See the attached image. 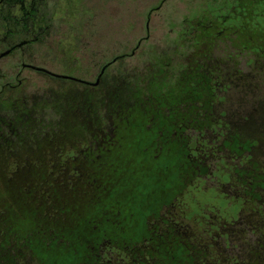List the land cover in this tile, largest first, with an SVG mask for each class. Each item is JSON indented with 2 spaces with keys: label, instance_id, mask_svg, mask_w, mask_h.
Segmentation results:
<instances>
[{
  "label": "flooded vegetation",
  "instance_id": "obj_1",
  "mask_svg": "<svg viewBox=\"0 0 264 264\" xmlns=\"http://www.w3.org/2000/svg\"><path fill=\"white\" fill-rule=\"evenodd\" d=\"M87 1L0 0V168L13 170L11 174H17L22 177L21 180H26L25 175L31 168L58 170L60 175L54 180L26 184V194L41 201L54 192L67 194L78 191L82 195H92L97 189L85 166L88 162H100L107 146L116 143L120 135L128 133L132 137L129 141L141 147L139 152H150V161L162 164L161 168H156L161 174L157 173L145 182H125L107 196L110 203L105 206L108 215L104 219L106 227L99 229L100 223L97 222L86 224L88 228L92 227L87 244L92 250L99 249L89 264H159L155 256L159 257L163 250L169 255L167 260L170 258L164 264H241L234 257L222 258L218 254L217 239L221 236L226 239L229 233L235 231L264 236V165L249 154L253 147L250 140H243L231 130L223 129L220 120L231 119V115L216 111L223 103L219 95L226 93L238 77L230 56L223 55L222 51L221 55L213 54L217 38L212 42L209 60L198 72L190 71L193 60L190 59L187 66L175 71L181 75L169 85L155 86L146 93L155 94L154 101H147L146 95L139 92L136 111L123 116L125 123L122 122L120 128H104L102 116L96 118L100 121H96L95 125L93 119L85 118L86 123L91 121L90 128L72 129L75 131L69 141L62 130H54L57 138L50 140V131L44 128V111L36 113L33 111L35 107L29 109L24 103L4 100L7 92L21 88L23 80L20 77L30 70L58 81L75 83L92 93L100 86L106 71L127 56H119L103 65L93 83L53 74L28 63L26 48L50 35V24L69 25L64 39L75 40L77 24L86 19L87 13L82 10ZM149 17L146 18L145 29ZM216 29L220 30L216 34L224 36L222 28ZM52 34L56 36L57 32ZM140 43L141 40L135 49ZM66 50H61L64 57L70 55ZM14 57L17 61L8 74L2 68L7 67ZM193 79L196 80L192 82ZM31 119H38L41 127L30 128ZM57 120H61V116ZM110 135L115 138H110ZM209 135L217 138L209 142L205 139ZM225 135L228 138L218 149L229 154L230 165H227L230 171L222 172L220 179H216L221 182H210V188L220 190L227 201V209L235 206L236 216L227 231L214 230L207 223L192 228L188 225V209L191 201L195 203L193 193L206 190L205 180L211 174L206 164L215 152L212 144ZM89 137L93 140L98 137L99 149L90 145ZM51 141L57 142V145L46 143ZM161 145L166 147L161 149ZM219 159L225 160L220 156ZM132 185L135 193L128 194L120 203V209H112V213L108 214V208L116 204V196L121 197ZM224 189L229 192H222ZM128 232L130 239L122 236ZM142 244L150 245L141 247ZM257 246H261L259 242Z\"/></svg>",
  "mask_w": 264,
  "mask_h": 264
},
{
  "label": "rangeland",
  "instance_id": "obj_2",
  "mask_svg": "<svg viewBox=\"0 0 264 264\" xmlns=\"http://www.w3.org/2000/svg\"><path fill=\"white\" fill-rule=\"evenodd\" d=\"M86 4L82 11H85L90 18L86 15V19L77 24L75 40L64 39L69 25L50 24L51 34L26 48L29 53V59H27L29 64L44 68L53 74L68 75L93 83L103 65L119 56L127 55L106 71L100 86L92 91L97 93L100 99V104H96L95 107L102 116L104 128L111 130L121 127L123 116L132 113L130 110L137 102L139 92L146 95L147 101L151 99L154 101L155 94L146 93L155 86L169 85L175 77L181 75L175 71L187 66L190 59H193L190 71L198 72L212 54L213 44L208 39L209 34L215 28H222L224 36L216 35V47L213 54L218 56L222 51L223 55L230 56L235 63L238 77L236 83L226 93L219 95L223 98V103L216 108V111L231 115V119L220 120L223 129L231 130L243 140H250L253 147L249 154L259 164L264 165V154H262V148H264V46L257 42L260 37L257 35L258 30L264 34V0H88ZM50 7L51 4L48 8ZM155 8L157 9L152 12ZM148 16L150 17L145 29ZM237 24H242L243 28H237ZM52 32H57L56 36ZM201 32H204L205 39L198 42L196 37ZM185 38H191L192 42ZM140 40L139 47L135 49ZM61 50H66L70 55L64 57ZM16 61V57L10 59L9 65L2 70L9 74L12 64ZM20 79L23 80L21 88L7 92L3 96L5 101L24 103L29 109L54 102V106L66 115L65 122L71 123L76 122L77 118V115H73L70 111L75 103L80 102L77 104V110L81 113L88 112L89 98L88 94H82L83 91L87 93V89L83 86L58 81L31 70L24 72ZM76 95H83V97L78 96V98ZM99 99L93 101L96 102ZM49 115L53 118L55 116ZM90 122L88 121L87 124L81 122V124L90 128ZM92 122L95 125L96 119ZM63 125L58 129L63 131L62 134L66 135V140L69 141L75 131L72 129L77 128L64 123ZM66 126L72 128H66ZM51 133L57 138L58 134L55 131ZM89 138L90 145L94 149L95 146L99 149L100 141L96 140L98 137H95V140L92 137ZM215 138L217 137L209 135L205 139L210 142ZM227 138L225 135L212 144L215 152L206 164L211 172L205 180L206 190L193 193L195 203L191 201L188 209V225L192 228L207 223L214 230L227 231L236 216L235 206L227 209V201L223 199L220 190L210 188L211 183L222 181L216 180L221 177L222 172L230 171L227 165H230L229 154L218 149L222 141ZM129 139L132 137L128 133L124 136L120 135L116 143L107 146L106 154L100 162H88L85 166L87 175L93 179L94 187L97 189L92 195H82L78 191L55 194L58 202L56 211L52 213L57 218L47 225L53 228L60 227L64 232L63 238H67L68 232L79 233L85 224L91 222L100 223L98 228L103 230L106 227L104 219L108 216L105 213V206L110 203L107 196L116 192L125 182L134 183L136 180L145 182L160 173L156 168H161L162 164L151 162L150 152H139L141 149L139 144L130 142ZM165 147L161 145L160 148ZM219 156L223 157L227 163L223 159L217 160ZM124 162L129 163L124 164ZM236 163L237 161L234 162ZM28 176L30 180H38L39 170L30 169L25 177ZM28 181H9L7 188L12 193V198L17 195L18 190L27 189L25 183ZM1 192L0 190V195ZM222 192L229 191L224 189ZM134 193L135 189L132 185L129 190L123 192L121 197L116 196V204L108 208V214L112 213V209L116 211L120 209V203L128 194ZM27 205L18 210L20 214L10 213L5 216L6 220L9 218L12 225H15L14 229L19 226V222L24 223L27 230L35 228V225L34 228H30L32 226L30 221L33 222L35 210L32 209V204ZM36 214L41 219L39 210ZM244 218L248 217L244 216ZM18 219H20L19 222ZM116 222L120 220L116 219ZM18 234L22 235L23 232ZM129 235V232L126 235L122 234L127 239L131 238ZM223 237L218 238L216 244L219 247L218 254L222 258L234 257L242 264H264V236L235 231L229 233L226 239ZM257 242L261 245L260 247L257 246ZM146 245L150 244H142L141 247ZM160 257L155 256L159 264H164Z\"/></svg>",
  "mask_w": 264,
  "mask_h": 264
},
{
  "label": "trees",
  "instance_id": "obj_3",
  "mask_svg": "<svg viewBox=\"0 0 264 264\" xmlns=\"http://www.w3.org/2000/svg\"><path fill=\"white\" fill-rule=\"evenodd\" d=\"M215 2H210V3L215 4ZM237 26H238L237 28L240 29L243 28L242 24L240 25L237 24ZM217 30L218 29L215 28L209 34L208 39L211 42H213L214 39L217 38L216 37L217 34L215 33ZM203 33L204 32L199 33L198 36L196 37V40L198 42H202L205 39ZM257 35H260L257 41L258 44L264 46L263 32H261V30H258ZM180 39L184 40L181 37ZM185 39H188L192 42L191 38H185ZM194 80L196 79H193L192 82ZM82 94L83 95L88 94V98H89V102H88L89 106L87 108L88 112L81 113L80 110H77L78 108L77 104L80 102H77V104L75 103V105H73V107L70 109L73 115H77L76 122L74 123L65 122L64 116L66 115L64 114V112L59 111L57 107L54 106L55 104L54 102H51L50 104L47 105L46 103L41 104L39 107L38 106L35 107L33 111L35 110L36 113L44 111V113L46 114V119L44 121V128L46 130H49L50 132H53L54 130H58L59 126L62 128V126H64L63 123L69 126H74L77 129L86 128L87 126L83 124L85 123V118H88V120L89 119L94 120L96 118L97 119L100 118L101 116L99 115L100 113L98 111V108L95 107L96 104H100L99 103L100 99L98 98L97 93H93V92L90 93L89 90H87V93L83 91ZM83 95L82 96L76 95V96L83 97ZM159 96H162V94H159ZM94 99H99V100L95 102L93 101ZM136 108L137 105L135 103V105L130 111L134 113L136 111ZM49 114L55 115L54 118L51 117V115ZM58 116H61V120H57ZM96 121L98 123L100 120H96ZM81 122L83 123L81 124ZM29 127L40 128L41 126L39 120L31 119ZM123 127L126 126L123 125ZM66 128H72V127L66 126ZM48 138L50 140H54L56 137L54 134L51 133L49 134ZM46 143L52 144V146L57 145V142L55 141H51V143L50 142H46ZM31 169L39 170L40 177L38 180H54L60 175L58 170L48 167L31 168ZM11 171L13 170L6 167L0 168V190L2 191L0 195V264H89L91 259L95 258L96 257L95 255L98 254L99 252V249L95 248L94 250H92L90 245L87 244V240L89 239L88 232L92 227L88 228L85 224L79 233L72 234L68 232L67 238L66 239L63 238L62 236L64 235V232L60 227L53 228L50 225L49 226L47 225L50 224L51 221H54V219L57 218V216H54V213H52L56 211V207H57L58 201H57V196H55L56 193L54 192L49 196V198L47 196L44 201H41L37 198L31 197V195L28 196L23 188L18 190L17 195L14 198H12L11 195L12 193L10 192V190L8 191L7 185L9 184V181L21 180L22 177L17 176V174L15 175L11 174ZM26 180H30L29 176L26 178ZM38 180L36 181L30 180L27 183L29 184L32 181L35 184H38L37 183ZM13 199L15 200L13 201ZM28 203L32 204L33 206L32 209L35 210L33 212V222L30 221V224L32 225L30 228H34V225L35 228L31 230H27L24 226V223L19 222L20 219H18L19 226H16V229H14L15 225H12L9 218L6 220L5 216H7L10 213L20 214L18 210H20V208L23 206H28L27 205ZM37 210H39L41 213L39 214L42 216L41 219L37 217L36 214ZM55 230H59V231L57 232ZM18 232H23V234L19 235ZM27 241H29V243ZM261 250H263V247H261ZM159 256H161L160 258L164 263L165 261H168L170 259L169 258L167 260L169 255L166 252V250H163Z\"/></svg>",
  "mask_w": 264,
  "mask_h": 264
},
{
  "label": "snow or ice",
  "instance_id": "obj_4",
  "mask_svg": "<svg viewBox=\"0 0 264 264\" xmlns=\"http://www.w3.org/2000/svg\"><path fill=\"white\" fill-rule=\"evenodd\" d=\"M262 154H264V148H262Z\"/></svg>",
  "mask_w": 264,
  "mask_h": 264
},
{
  "label": "water",
  "instance_id": "obj_5",
  "mask_svg": "<svg viewBox=\"0 0 264 264\" xmlns=\"http://www.w3.org/2000/svg\"><path fill=\"white\" fill-rule=\"evenodd\" d=\"M53 76H55V77H59V76H57V75H53Z\"/></svg>",
  "mask_w": 264,
  "mask_h": 264
}]
</instances>
